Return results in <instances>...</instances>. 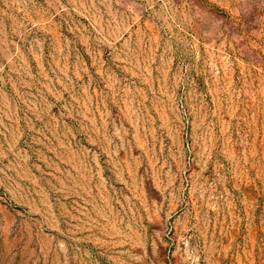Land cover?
I'll return each instance as SVG.
<instances>
[{
  "label": "rangeland",
  "instance_id": "1",
  "mask_svg": "<svg viewBox=\"0 0 264 264\" xmlns=\"http://www.w3.org/2000/svg\"><path fill=\"white\" fill-rule=\"evenodd\" d=\"M0 264H264V0H0Z\"/></svg>",
  "mask_w": 264,
  "mask_h": 264
}]
</instances>
